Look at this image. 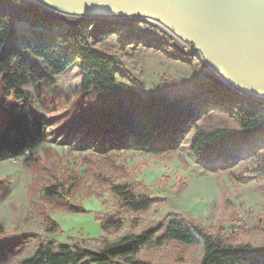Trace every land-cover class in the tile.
Segmentation results:
<instances>
[{"label": "rangeland", "instance_id": "374dc122", "mask_svg": "<svg viewBox=\"0 0 264 264\" xmlns=\"http://www.w3.org/2000/svg\"><path fill=\"white\" fill-rule=\"evenodd\" d=\"M75 17L87 22L89 44L114 56L135 78L119 72V79L139 86L146 94L158 88L173 92L197 90L200 106L220 105L203 98H211L214 92L201 85L208 78L207 72L217 74L216 71L195 44L181 39L171 28L154 19L128 17L112 19L133 20V29L128 26L108 30L102 18ZM99 22L105 25L97 31ZM164 36L171 37L176 47L158 46L154 38ZM32 58L44 80L52 81L49 85L29 86L37 98L36 111L43 113L50 124L38 162L27 163L23 158L19 162L15 158L0 160V220L6 221V232L0 236V264H21L34 256L42 243L50 241L87 244L95 249V239L107 235L100 218L123 217L127 224L119 234H126L133 215L119 209L117 197L100 185L96 177L100 172L114 175L116 181L147 184H138V188L156 200L146 216L148 221H187L191 216L233 241L264 243V155L254 164L219 162L210 167L190 152L187 139L193 135L192 130L180 147L169 153L154 155L117 147L110 139L116 133L111 123L121 106V93L82 90L80 60L56 74L43 59ZM217 85L219 93H237L224 81ZM3 90L0 75V128L7 119V107L20 104L14 97L7 98ZM59 181L68 184L70 194L65 195L66 199L85 206L87 212H68L57 200L45 197L43 188ZM224 191L239 217L220 223ZM46 213L60 224V230L48 231ZM190 250L176 243L163 251H150L146 257L159 264H198L202 244Z\"/></svg>", "mask_w": 264, "mask_h": 264}, {"label": "trees", "instance_id": "16d2710c", "mask_svg": "<svg viewBox=\"0 0 264 264\" xmlns=\"http://www.w3.org/2000/svg\"><path fill=\"white\" fill-rule=\"evenodd\" d=\"M99 22L96 30L102 26ZM112 29L126 28L109 25ZM130 26V29H133ZM156 36V35H155ZM86 21L70 24L51 18L45 8L32 0H0V75L4 95L20 104L7 107V119L0 128V160L23 158L38 162L40 147L47 141L49 121L36 111L37 98L29 86L43 83L44 75L32 56L43 59L56 74L65 72L77 60L82 64V90L99 94L120 92V108L111 126L116 133L110 139L117 147L137 149L154 155L179 148L192 130L189 140L191 154L210 167L217 163L254 164L264 155V104L239 93H219L217 83L207 78L201 85L213 89L210 103H197L199 91L173 92L165 88L144 92L137 85L118 78L117 73L131 75L112 55L89 44ZM158 46L176 47L171 37H155ZM137 82L139 83L138 79ZM141 84V83H140ZM41 96V95H39ZM204 119V122L202 120ZM201 121V122H200ZM264 163V162H263ZM264 171V168H263ZM97 181L118 199L117 207L133 215L129 231L120 235L127 224L121 216L100 218L107 235L95 239L97 248L68 242H44L36 254L21 264H159L146 257L150 251H163L181 243L191 250L202 244L198 264H264V243L233 241L215 233L202 220L188 217L187 221H148L147 215L156 200L130 180L116 181L109 173H97ZM3 184L0 181V190ZM65 181L45 186V197L73 213L87 212L85 206L70 202ZM222 195L220 223L239 217L236 206ZM162 205V204H161ZM160 205V206H161ZM47 229L56 232L60 224L46 213ZM6 232V221L0 220V236ZM108 235H116L111 239ZM86 241V240H84ZM88 242V241H86ZM190 250V251H191ZM182 258H186L182 255ZM183 259V260H184Z\"/></svg>", "mask_w": 264, "mask_h": 264}, {"label": "water", "instance_id": "95a60500", "mask_svg": "<svg viewBox=\"0 0 264 264\" xmlns=\"http://www.w3.org/2000/svg\"><path fill=\"white\" fill-rule=\"evenodd\" d=\"M48 16L70 24L79 17L102 18L107 25L154 19L192 42L217 74L247 98L264 104V0H32ZM181 49V48H180Z\"/></svg>", "mask_w": 264, "mask_h": 264}, {"label": "built area", "instance_id": "2783aa9c", "mask_svg": "<svg viewBox=\"0 0 264 264\" xmlns=\"http://www.w3.org/2000/svg\"><path fill=\"white\" fill-rule=\"evenodd\" d=\"M20 159H21V157H20V158H17V159H13V160H14L15 162H19Z\"/></svg>", "mask_w": 264, "mask_h": 264}, {"label": "bare ground", "instance_id": "6f19581e", "mask_svg": "<svg viewBox=\"0 0 264 264\" xmlns=\"http://www.w3.org/2000/svg\"><path fill=\"white\" fill-rule=\"evenodd\" d=\"M173 31V30H172ZM174 32V31H173ZM175 33V32H174ZM179 37V36H178ZM182 39V38H181Z\"/></svg>", "mask_w": 264, "mask_h": 264}]
</instances>
